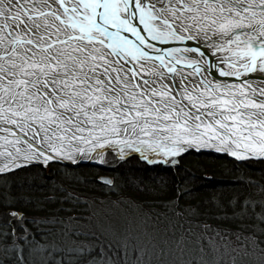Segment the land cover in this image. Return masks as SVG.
<instances>
[{
  "label": "snow or ice",
  "instance_id": "6c2138e0",
  "mask_svg": "<svg viewBox=\"0 0 264 264\" xmlns=\"http://www.w3.org/2000/svg\"><path fill=\"white\" fill-rule=\"evenodd\" d=\"M190 152L232 174L181 170ZM133 158L135 214L118 177L44 175ZM249 256L264 264V0H0V264Z\"/></svg>",
  "mask_w": 264,
  "mask_h": 264
},
{
  "label": "rangeland",
  "instance_id": "374dc122",
  "mask_svg": "<svg viewBox=\"0 0 264 264\" xmlns=\"http://www.w3.org/2000/svg\"><path fill=\"white\" fill-rule=\"evenodd\" d=\"M133 163L134 164L136 163L135 158L129 160L125 165L130 166ZM180 164L182 166L181 170L183 168H188L190 171L193 172H203L204 170H211L216 173V176L218 178L226 177L232 174L229 171L230 162L228 160L218 155L210 154V153L209 154L202 153L200 155H196L194 152H190L187 156H184L180 160ZM125 165H121L123 167L119 166L114 169H104V168L96 167L94 165H87V166L94 167L98 171L96 174L94 172L92 174L91 172L90 174L92 175L95 174L99 176L118 177L119 178L118 183L123 189V192H121V189L118 188L114 193H112V198L115 199L117 195H120L121 200L127 202L123 204L122 207L126 208L128 212L135 214L136 209L130 205H134L135 197L138 195V193L136 190L133 189V187L138 182L142 174L141 171L137 170L138 168L136 167H131L128 170V172L124 173L125 175L121 174L120 168H124ZM47 172L50 174L49 169L47 170ZM125 181H127L130 186H125ZM246 259L249 261V264H257L258 262L257 256H249Z\"/></svg>",
  "mask_w": 264,
  "mask_h": 264
},
{
  "label": "trees",
  "instance_id": "16d2710c",
  "mask_svg": "<svg viewBox=\"0 0 264 264\" xmlns=\"http://www.w3.org/2000/svg\"><path fill=\"white\" fill-rule=\"evenodd\" d=\"M62 166L60 167L59 165H53L52 168L49 169L50 174L48 172H46V173H44V175L49 176V177H56L57 180H60L61 178L65 177V176L72 177L71 175L73 174V172L78 177L83 176V175L92 176L93 172L95 174L98 172L94 167L87 166V165L86 166L81 165L79 168L71 169V170H68V169L66 170V169L62 168ZM128 166L129 165H125L124 168H120L121 174L128 172V170L131 168L130 166L129 167ZM121 167H123V166H121ZM57 169H59V171H57ZM137 170H140V168H138ZM41 171L42 170L39 168L29 169V170H27V173H21L20 176L23 177L24 175H27L28 180L31 181L32 177ZM91 172H92V174H90ZM70 177H68V178H70ZM41 179H43V177L37 175L36 182L38 183ZM133 189L136 190V187L134 186ZM25 194H27V193H25Z\"/></svg>",
  "mask_w": 264,
  "mask_h": 264
},
{
  "label": "bare ground",
  "instance_id": "6f19581e",
  "mask_svg": "<svg viewBox=\"0 0 264 264\" xmlns=\"http://www.w3.org/2000/svg\"><path fill=\"white\" fill-rule=\"evenodd\" d=\"M60 167L62 166V165H59ZM62 168H64V169H68V170H71L72 168H70V167H65L64 165L62 166ZM71 175V174H70ZM72 176V175H71ZM67 177H70V176H67ZM71 178V177H70ZM125 180V179H124Z\"/></svg>",
  "mask_w": 264,
  "mask_h": 264
}]
</instances>
